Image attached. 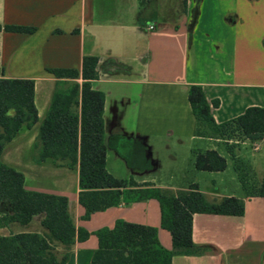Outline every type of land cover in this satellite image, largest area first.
<instances>
[{"label": "crops", "instance_id": "obj_1", "mask_svg": "<svg viewBox=\"0 0 264 264\" xmlns=\"http://www.w3.org/2000/svg\"><path fill=\"white\" fill-rule=\"evenodd\" d=\"M170 8L177 18L160 20L159 12ZM6 24L36 27L32 34L0 30V68L6 78L35 81L38 122L22 127L4 147L1 159L24 174L26 189L68 197L74 224L91 233L71 246L66 264H91L98 247L93 232L113 228L118 219L156 227L161 244L171 249L172 237L161 227L156 199L113 206L85 220L79 169L58 166L51 159L34 160V144L57 84L47 69H80L84 55L97 56L99 77L92 87L106 98L108 170L121 179L175 191L180 188L161 183L155 174L164 169L162 164L141 165L134 155L187 142L191 155L196 149L217 150L219 143L226 148L224 140L197 135L188 99L192 84L203 87L210 103L220 101L212 108L218 123L250 106L264 107V0H187L180 11L179 0H150L145 6L139 0H0V25ZM247 142L238 144V157ZM251 144L260 151L264 138ZM114 156L121 161L129 157L126 175L111 168L109 159ZM192 165L187 172L194 170V178L184 174L185 188L190 182L199 184L195 176L202 173L193 161ZM263 174L264 170L257 179ZM202 191L210 201L237 196ZM237 197L245 202L244 215L194 214L192 237L206 251L176 255L172 264H264V197ZM7 212L0 203V235L46 233L41 224L44 214L20 226L3 220Z\"/></svg>", "mask_w": 264, "mask_h": 264}, {"label": "trees", "instance_id": "obj_2", "mask_svg": "<svg viewBox=\"0 0 264 264\" xmlns=\"http://www.w3.org/2000/svg\"><path fill=\"white\" fill-rule=\"evenodd\" d=\"M149 1L139 0L141 6ZM186 6L187 0H179V11ZM159 17L172 20L177 15L170 8L159 12ZM0 30L32 34L36 27L6 24L0 25ZM98 61L97 56L84 55L80 69H47L57 78V84L34 144V160L42 163L51 159L58 166L79 169V202L85 208V220L113 206L156 199L160 204L161 227L170 232L172 248L161 244L156 227L118 219L113 228L102 227L93 232L98 237V247L91 264H172L176 255L204 253L206 249L192 237L194 214L241 216L245 213L244 200L225 196L210 201L197 182L174 191L112 174L107 167L106 98L102 91L92 87V81L99 77ZM188 99L196 118L197 135L224 140L236 165L240 157L235 151L240 142L264 138V107L250 106L241 115L218 123L212 108L219 106L220 101L210 103L201 85L190 86ZM37 122L35 81L6 78L0 68V203L8 207L3 220L27 225L34 216L44 214L41 224L46 229L44 234L0 235V264H66L71 246L91 235L74 224L68 197L26 189L24 174L1 159L4 147L20 129L31 128ZM192 159L195 169L200 171H224L228 166L227 159L215 149L193 150ZM240 175L246 196L264 197V174L259 180L251 171ZM58 245L65 249H58Z\"/></svg>", "mask_w": 264, "mask_h": 264}, {"label": "rangeland", "instance_id": "obj_3", "mask_svg": "<svg viewBox=\"0 0 264 264\" xmlns=\"http://www.w3.org/2000/svg\"><path fill=\"white\" fill-rule=\"evenodd\" d=\"M260 151L256 150L252 146L251 142H247L241 146L238 154L240 155V161L237 163L229 155L228 151L222 143L216 145L219 153L224 156L228 161V167L226 170L215 173L208 171H201L200 175H196L195 178L198 180L202 190L209 194L225 195V194H236L237 196L245 195V189L240 188V174L247 175L249 171L254 175V178H258L260 172L264 170V144H260ZM115 155V154H114ZM137 162L143 164L158 163L162 164L164 169H160L157 174L160 178L161 183L168 186H174V188L186 187V181L188 178L184 177V174L194 178V170L192 165V155L190 149V143L175 144L166 151H150V153L142 155L137 152L135 155ZM262 159V160H260ZM109 164L114 165V172L118 175H126L128 172L129 157L124 161L119 160L116 156L109 159ZM140 165V164H139ZM254 165V166H253ZM131 166V165H130ZM238 168L239 171H238ZM254 167V168H253ZM173 190L172 188H168ZM179 190V189H178ZM21 226V224H18ZM28 227V226H23ZM46 231L44 227H42Z\"/></svg>", "mask_w": 264, "mask_h": 264}, {"label": "built area", "instance_id": "obj_4", "mask_svg": "<svg viewBox=\"0 0 264 264\" xmlns=\"http://www.w3.org/2000/svg\"><path fill=\"white\" fill-rule=\"evenodd\" d=\"M155 28V26H150V29H154ZM256 149H258V146L256 147Z\"/></svg>", "mask_w": 264, "mask_h": 264}]
</instances>
